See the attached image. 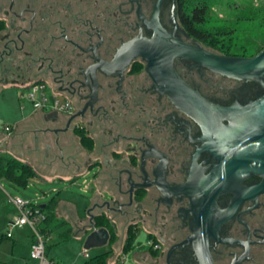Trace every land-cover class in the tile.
Listing matches in <instances>:
<instances>
[{"label":"flooded vegetation","instance_id":"1","mask_svg":"<svg viewBox=\"0 0 264 264\" xmlns=\"http://www.w3.org/2000/svg\"><path fill=\"white\" fill-rule=\"evenodd\" d=\"M158 1L0 0V91L42 85L68 104L25 119V162L45 177H86L89 184L91 175L96 193L84 208L86 230L102 218L114 230L145 231L149 264H201L202 231L213 264H264V193L246 197L260 177L206 192L202 180L217 160L201 124L160 91L147 60L130 57L135 38H152ZM180 1L161 0L160 23L206 47L186 36ZM174 67L223 105L247 104L264 90L191 59L177 57Z\"/></svg>","mask_w":264,"mask_h":264},{"label":"water","instance_id":"2","mask_svg":"<svg viewBox=\"0 0 264 264\" xmlns=\"http://www.w3.org/2000/svg\"><path fill=\"white\" fill-rule=\"evenodd\" d=\"M160 2L156 4L151 21L154 30L152 38L142 35L135 38L129 45L130 57L141 55L147 60L148 71L160 91L201 124L206 149L217 160L213 170L202 180L204 190H223L228 183L238 182L243 176L251 174L261 180L251 187L246 197L256 199L264 193V90L247 104L213 102L178 74L174 59H191L212 72L238 81H253L264 89V47L253 56H239L212 51L196 39L193 40L195 43H186L160 23ZM173 20L178 26L175 17ZM185 34L191 38L188 32ZM204 222L211 231L208 215L204 217ZM90 223L91 230L86 236L84 248L108 244L111 238L109 229ZM201 234L196 254L201 264H213L209 234L206 231Z\"/></svg>","mask_w":264,"mask_h":264},{"label":"rangeland","instance_id":"3","mask_svg":"<svg viewBox=\"0 0 264 264\" xmlns=\"http://www.w3.org/2000/svg\"><path fill=\"white\" fill-rule=\"evenodd\" d=\"M257 9H261L264 13V0H210L205 27L234 28V42L230 49V55L253 56L264 47V25H260L259 19L251 22L244 18L251 15L257 16L255 12ZM209 49L216 52L212 48ZM26 92V89L17 87H7L0 91L1 133L7 135L6 126L15 127L20 121L30 118L38 112L33 103L25 97ZM47 95L51 96V93L47 92ZM48 111L44 110L43 112ZM6 139L7 137H3L4 141ZM22 148L20 146L15 149L12 154L20 160L26 161L27 157ZM36 171L37 174L29 178L27 184H18L5 177L0 178V260L8 264H40L38 258L30 255V242L34 237V230L29 225L15 222L20 212L11 198L18 196L36 206L47 204L52 199L59 201L55 207V219L51 223L52 231L47 238L50 248L46 257L49 260L51 257L54 259L49 264H83L89 257L104 251H110L107 264L121 261L124 239L128 230L125 227L118 230L112 229L108 244L84 250L86 237L83 236V232L86 234L85 226L88 223L87 216L84 215V208L96 193L91 175L88 178L89 184L85 187L84 177L74 180L49 179L40 174L38 170ZM61 200L67 203H76L79 207L78 217L72 213L71 209L74 207L61 204ZM75 217L76 219H74ZM64 220L72 226L73 230L68 240L61 241L60 233L67 226L62 225L65 223ZM146 238V232L141 231L136 237V242L145 244ZM136 250L138 251L134 246L126 251L125 264L138 262L146 264L141 257L138 261L135 260Z\"/></svg>","mask_w":264,"mask_h":264},{"label":"trees","instance_id":"4","mask_svg":"<svg viewBox=\"0 0 264 264\" xmlns=\"http://www.w3.org/2000/svg\"><path fill=\"white\" fill-rule=\"evenodd\" d=\"M210 0H181L180 1V19L189 32L190 35L201 40L206 46L216 50V52L221 54H230V49L234 42L235 30L232 27H205L206 25V14L209 8ZM257 16H250L244 18V20H249L253 22L259 19L260 25H264V13L261 9H257ZM11 130L13 126H10ZM2 139V138H0ZM37 174L36 169L33 165L28 164L25 161L20 160L12 153L8 151L0 152V178L5 177L18 184H27L29 178ZM58 200L52 199L49 203L44 204L41 210L46 214V218L40 224L41 232L46 236V253L48 254L50 245L47 243V238L49 237L52 227L51 223L55 219V207ZM33 205V204H32ZM62 225H67L66 229L60 233V240L66 241L71 237L72 226L63 221ZM95 225L98 227L107 226L110 231L112 227L110 224L102 218L96 220ZM127 235L125 239L123 252L129 248L135 246L137 232L134 231L133 227L127 228ZM35 241V237L33 242ZM110 251H105L103 253L94 255L85 260L83 264H107ZM53 262V257L50 258ZM0 264H8L5 261L0 260ZM116 264H123L122 262H117Z\"/></svg>","mask_w":264,"mask_h":264},{"label":"built area","instance_id":"5","mask_svg":"<svg viewBox=\"0 0 264 264\" xmlns=\"http://www.w3.org/2000/svg\"><path fill=\"white\" fill-rule=\"evenodd\" d=\"M25 97L33 103L36 110H68L67 102H60L57 99L49 97L42 85L31 86L28 92H26ZM6 129L8 130L7 133L12 131L10 126H6ZM83 181L85 183V187H87V178L84 177ZM11 199L20 212V215L16 217L15 222L21 225H29L34 230L35 241L31 244L30 255L38 258L40 260V264H49L52 261L46 257V236L40 229V224L45 220L46 214L39 206L32 205V203L27 202L18 196L12 197ZM84 250L86 251V249ZM126 255V253H123V257H121L122 262H125L127 257Z\"/></svg>","mask_w":264,"mask_h":264},{"label":"crops","instance_id":"6","mask_svg":"<svg viewBox=\"0 0 264 264\" xmlns=\"http://www.w3.org/2000/svg\"><path fill=\"white\" fill-rule=\"evenodd\" d=\"M28 119V118H27ZM24 121H25V119L24 120H22V121H20L15 127H13V129H12V131L10 132V133H7V135H5L4 133H1L0 132V138H2V141H0V151H8V152H10V153H13L14 151H15V149H18V148H20V146H21V148H22V146H23V140L21 139V131H22V129H23V123H24ZM3 137H7V139L4 141L3 140ZM5 139V138H4ZM7 149V150H6ZM23 149V148H22ZM20 150V149H19ZM23 151V153H25L24 152V150H22ZM23 156V155H22ZM25 156L26 157H28L29 158V156H28V154H26L25 153ZM20 157H21V155H20ZM27 159V158H26ZM55 176V174H53V173H49L48 174V176H47V178H49V179H53V177ZM59 202V201H58ZM60 203L61 204H65L66 206H69V207H74V208H72L71 210H72V213H74V215H77V217H78V215H79V207H78V205L76 204V203H73V202H69V203H67L66 201H64V200H61L60 201ZM60 204V205H61ZM86 207V206H85ZM77 212V213H76ZM80 217V216H79ZM74 219H76V217L74 218ZM87 225V224H86ZM86 227V226H85ZM90 232V230H87L85 233L86 234H84V232H83V236L84 237H86L87 236V234ZM80 234H82V233H80ZM77 235H79V234H77ZM33 239H34V237L31 239V242H30V249H31V244H32V242H33ZM126 239V238H125ZM124 239V240H125ZM148 239L146 238V241H147ZM135 247H136V249H138V251L136 250V252L134 253V257H135V260L136 261H138L139 260V258L141 257V259L143 258V260L146 262V264H149V261H150V259H151V256H152V254H151V252L149 251V248L147 247V246H144V244H140V243H135ZM85 249V248H84ZM118 249V248H117ZM105 252V251H104ZM101 253H103V252H101ZM122 253H124V252H122ZM129 253H131V252H129ZM98 254H100V253H98ZM95 255H97V254H95ZM94 256V255H93ZM85 262V261H84ZM118 262H122V261H118ZM117 263V262H116ZM115 263V264H116ZM123 264H125V262H122ZM139 264H142V262H138ZM138 263H136V264H138Z\"/></svg>","mask_w":264,"mask_h":264}]
</instances>
